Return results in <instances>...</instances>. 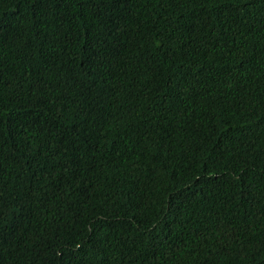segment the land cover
<instances>
[{"label": "trees", "instance_id": "trees-1", "mask_svg": "<svg viewBox=\"0 0 264 264\" xmlns=\"http://www.w3.org/2000/svg\"><path fill=\"white\" fill-rule=\"evenodd\" d=\"M0 36V264H264V0H0Z\"/></svg>", "mask_w": 264, "mask_h": 264}, {"label": "snow or ice", "instance_id": "snow-or-ice-1", "mask_svg": "<svg viewBox=\"0 0 264 264\" xmlns=\"http://www.w3.org/2000/svg\"><path fill=\"white\" fill-rule=\"evenodd\" d=\"M3 39V37L2 36H0V40H2ZM92 232H93V235H95V231L94 230H91ZM93 245H95L96 243H98L99 241H98V238H97V240H92V241H90ZM77 250H79V246H77Z\"/></svg>", "mask_w": 264, "mask_h": 264}]
</instances>
